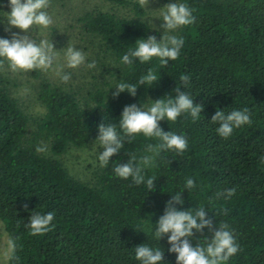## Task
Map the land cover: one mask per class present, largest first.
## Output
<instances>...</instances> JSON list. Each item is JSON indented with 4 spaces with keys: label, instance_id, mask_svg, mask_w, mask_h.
<instances>
[{
    "label": "trees",
    "instance_id": "16d2710c",
    "mask_svg": "<svg viewBox=\"0 0 264 264\" xmlns=\"http://www.w3.org/2000/svg\"><path fill=\"white\" fill-rule=\"evenodd\" d=\"M6 1L0 0V15ZM104 1L132 14L97 10L78 18L83 33L95 38L115 63L105 88L88 91L80 101L74 91L41 81L37 99L44 113L28 131L27 115L0 81V220L15 244L6 264H140L135 247L142 244L161 248L163 264H176L167 235L159 241L154 232L167 202L180 192L184 204L178 209L203 206L209 217L215 216L214 225L227 224L233 233L240 250L225 264H264V0H163L187 4L195 17L193 24L170 34L182 37L184 44L179 58L166 67L158 58L136 60L131 67L121 63L137 40L151 35L159 41L162 35L151 33L138 0ZM149 69L159 82L140 86ZM181 74L190 76L185 89ZM120 82L136 85V96L122 92L114 98ZM176 87L202 104L203 111L195 122L187 115L160 121L164 131L186 136L189 146L182 155L161 152L155 166L144 169L146 179L156 178L154 192L146 183L119 178L114 168L132 156L152 155L146 149L159 143L155 138L140 134L125 141L92 184L70 176L58 160L70 148L91 143L103 151L96 140L102 121L120 131L125 106L145 103L147 110L152 101L174 97ZM244 108L251 125L220 137L219 125L210 122L215 112ZM42 143L52 157L37 152ZM187 178L194 180V189H185ZM232 188L231 198H217ZM33 211L54 213L51 230L42 236L31 235L26 226ZM205 237L211 239L207 228L202 234L194 231L193 246L203 245Z\"/></svg>",
    "mask_w": 264,
    "mask_h": 264
},
{
    "label": "clouds",
    "instance_id": "9594fccd",
    "mask_svg": "<svg viewBox=\"0 0 264 264\" xmlns=\"http://www.w3.org/2000/svg\"><path fill=\"white\" fill-rule=\"evenodd\" d=\"M154 2V0H152ZM141 8H149L150 0H138ZM50 0H8V6L11 12L7 14L8 28H18L24 35L12 33L11 39L0 38V69L4 67L3 60L8 62L11 71L18 70L32 71L51 69L57 59L59 51L55 50L52 41H36L29 33L33 32L34 26L47 29L53 25V18L48 14L47 9ZM162 21L159 29L163 35L158 41L156 36H148L147 39L137 40L134 47L122 56L121 63L131 67L134 61L139 63L150 62L153 58H158L160 65L166 67L169 61H175L179 58L184 44L182 37L170 35L169 33L194 23L195 17L192 10L185 3L171 2L163 7ZM66 66L71 69L83 65L86 60L85 54L76 47L68 46L65 52ZM88 68H94L95 62L88 64ZM60 75V72L57 73ZM62 82L67 83L70 74L60 75ZM180 81L187 88L190 76L181 74ZM160 80V79H159ZM157 74L149 69L147 74L139 80L140 86H152L158 83ZM137 86L134 84L120 82L116 85V91L112 93L113 97H118L120 93L127 92L135 97ZM181 87L174 89L176 95L167 99H157L152 101L151 106L145 110L144 105L136 104L125 106L119 119L120 131H117V125L102 121L98 125V137L103 151L98 159L101 167H107L110 158L120 153L124 147L125 141L131 142L137 135L143 134L146 138H155L159 143L149 144L146 151L152 155H143L139 159L132 156L127 162L117 164L114 168L116 176L128 180L131 178L136 185L145 184L149 192H154L156 188L155 177H145L144 169L155 166V159L161 152L173 150L178 155H182L188 149V139L186 136L177 135L171 131H164L160 127V121L167 120L175 122L181 115L190 116L195 122L201 118L203 105L194 103V99L186 92L181 91ZM218 124L216 131L222 138H229L234 129L244 125H251L249 109L232 110L230 113L217 110L211 117V121ZM122 133V134H121ZM44 149L38 147L37 152ZM185 189L192 190L196 187L192 178H187L184 185ZM235 188L217 193V198H231L235 193ZM181 193L172 195L167 202L164 214L160 216L155 226L154 235L159 241L167 235L170 253L176 254V264H225L231 257L240 250L238 243L229 230L227 224L214 225L213 217L208 216V210L205 207L190 208L180 210L176 205H183L184 200ZM227 214V210H223ZM54 219V213L40 214L33 211L28 218L26 225L33 236L44 235L51 230V222ZM208 229L211 239L204 238L205 243L199 242L196 246L192 244V238L195 233H203ZM10 248L14 251L15 244L9 241ZM135 257L140 264H163L164 251L161 248L153 249L146 244L135 247Z\"/></svg>",
    "mask_w": 264,
    "mask_h": 264
},
{
    "label": "rangeland",
    "instance_id": "374dc122",
    "mask_svg": "<svg viewBox=\"0 0 264 264\" xmlns=\"http://www.w3.org/2000/svg\"><path fill=\"white\" fill-rule=\"evenodd\" d=\"M167 4L168 2L163 0H154V2L150 0L149 8H144L146 14L144 20L150 26L152 34L158 32L163 35L162 30L156 31L154 29H159L163 23L161 14L165 11L163 7ZM97 10L113 12L118 16H132L128 9L117 7L104 0H50L47 12L53 18V25L47 29L34 26L33 32L29 35L37 42L42 39L53 42L55 50L59 51L53 67L47 71L37 69L13 72L8 67V62L3 60L4 67L0 69V81H4L10 96L17 100L27 115L29 120L28 131L34 129L35 122L44 113V108L37 99L41 81H48L51 84L61 85L74 91L77 93L78 99L83 101L88 91L103 87L106 81L113 80L115 63L112 57L99 47L95 38L83 33L78 21L83 13ZM10 12L11 9L7 0L0 15V27L2 29L0 38L11 39L12 33L24 35L20 29L15 27L6 31V28L9 27L7 14ZM68 46L76 47L85 54L86 60L83 65L75 69L66 66L65 52ZM93 62H95V67L88 68L87 65ZM58 72L60 75L70 74L71 79L67 83L62 82ZM41 148L44 149L41 151L44 155L52 157L47 144L42 143ZM101 152L97 144L91 143L82 149L70 148L58 160L70 176L84 183L92 184L98 169L101 168L98 159ZM9 241L10 238L4 223L0 220V264H6L10 259Z\"/></svg>",
    "mask_w": 264,
    "mask_h": 264
}]
</instances>
